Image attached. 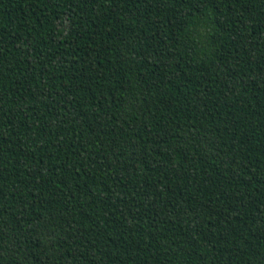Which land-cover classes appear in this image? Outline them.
Wrapping results in <instances>:
<instances>
[{"label": "trees", "instance_id": "1", "mask_svg": "<svg viewBox=\"0 0 264 264\" xmlns=\"http://www.w3.org/2000/svg\"><path fill=\"white\" fill-rule=\"evenodd\" d=\"M0 264H264V0H0Z\"/></svg>", "mask_w": 264, "mask_h": 264}]
</instances>
